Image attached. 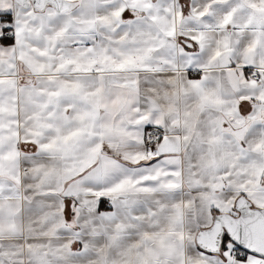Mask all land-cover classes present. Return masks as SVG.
<instances>
[{"label": "snow or ice", "instance_id": "obj_1", "mask_svg": "<svg viewBox=\"0 0 264 264\" xmlns=\"http://www.w3.org/2000/svg\"><path fill=\"white\" fill-rule=\"evenodd\" d=\"M0 264H264V0H0Z\"/></svg>", "mask_w": 264, "mask_h": 264}]
</instances>
